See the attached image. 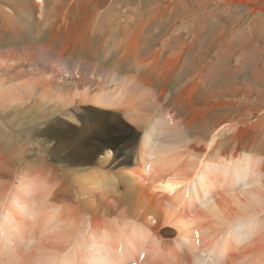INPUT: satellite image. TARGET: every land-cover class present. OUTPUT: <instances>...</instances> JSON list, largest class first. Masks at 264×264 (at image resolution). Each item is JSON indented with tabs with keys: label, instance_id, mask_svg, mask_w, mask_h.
Wrapping results in <instances>:
<instances>
[{
	"label": "bare ground",
	"instance_id": "1",
	"mask_svg": "<svg viewBox=\"0 0 264 264\" xmlns=\"http://www.w3.org/2000/svg\"><path fill=\"white\" fill-rule=\"evenodd\" d=\"M95 27L80 26L81 31L74 38L76 42L82 40L83 47L87 46L89 38L84 35L93 30L98 34L102 31L100 36L106 34L104 26ZM143 27L127 26L123 29V38L119 37L116 41L117 57L126 61L131 59L133 70L139 71L126 75H120L113 67L95 62V52L89 55L93 59L73 58L68 62L59 58V53L51 63L43 52L32 51V45L0 50V71H20L19 68L26 65L24 62L40 65L42 73L23 68L26 71L25 81L40 87L39 98L52 99V102L59 104L70 103L75 99L87 103L89 100L96 101L101 105L102 102L113 104L132 121L136 131L133 138L102 141L92 156V161H95L96 154V159H99L101 152L113 150V158L117 163L132 162L127 170L123 166L126 171L120 168L125 171H122L124 183L121 189H115L109 181L100 187L95 184H90V187L81 181L75 188L65 183L56 186L51 179L40 174L42 170L26 173L22 169L16 173V166H6L5 170L0 166V175L4 174L8 178L5 183H0V246L6 247L9 252V249L13 251V246L16 250V245L23 244L18 245L15 238L22 242L26 240L22 232L25 228L22 229L24 219L18 218L21 214L25 220L43 223L48 230L58 229V241L65 244H47L39 253L36 264H124L129 258L135 260L133 255L137 247L134 241L141 235L150 238L142 241L150 246V256L161 251L156 256L157 261L163 264H264V138L249 140L250 149H237V136L235 134L233 137L231 130L236 129L239 121L236 120L235 125H232L233 120L222 119L228 117L227 114L224 117L216 114L213 120L218 123V127L209 129V140L206 142L195 137L198 140L194 141L190 133L188 135L185 131L184 118L166 103L170 93L155 91L147 84L150 72L155 73L153 75L157 81L167 77L175 61L173 58L179 51L164 58L160 64L157 57L142 56ZM37 49L45 50L44 47ZM33 55L38 59L31 57ZM149 69L151 71L147 72ZM57 74L62 82L51 77ZM20 77H15L16 83H11L9 88L0 84V101H8L11 97V101L16 104L24 103L31 88L24 85ZM20 87L25 89V95ZM191 87L192 82L185 83L174 99L177 106L186 101L184 99L188 95L185 97L184 94L190 92ZM220 94L227 95L223 92ZM226 102L222 100L221 104L216 105H225ZM220 107L217 106L215 110ZM186 108L194 111V118L201 113V119L208 110L207 107L191 104H186ZM219 127L229 131V138L233 137L235 146L229 149L221 147L219 133L222 132ZM241 131L239 128L236 132L244 139ZM94 187L99 188L98 194ZM22 195L23 198L20 197ZM150 220L158 221L159 224H176V236L162 240L160 248L158 244L153 245L151 241L157 227H153ZM67 225H72L75 232L68 233L71 239L64 242L68 234L61 230L63 227L68 228ZM165 232L174 234L171 228ZM197 232L201 234L198 246L194 245L191 237ZM28 240L26 242L34 238L29 237ZM119 241L122 245L118 244ZM142 247L147 249L146 245ZM17 252H14L15 257L18 256ZM11 256L15 258L14 254Z\"/></svg>",
	"mask_w": 264,
	"mask_h": 264
},
{
	"label": "rangeland",
	"instance_id": "2",
	"mask_svg": "<svg viewBox=\"0 0 264 264\" xmlns=\"http://www.w3.org/2000/svg\"><path fill=\"white\" fill-rule=\"evenodd\" d=\"M80 26H104L107 31L104 36H100L102 31L98 34L89 29L90 33L84 35L89 40L84 42L87 46L83 47L82 40L76 42L74 39L81 31ZM127 26H144L141 34V54L144 57H157L160 64L164 58L179 51L173 58L175 61L169 68L167 77L157 81L154 72L149 69L147 72L151 75H148L150 79L147 84L155 91L170 93L166 103L184 118L185 131L188 135L190 133L194 141L198 140L195 137L206 142L209 140V129L218 127V123L213 120L216 114L223 117L227 114L228 117L222 119L233 120L232 125H235L236 120L239 121L236 129L231 130V135L237 136V149H250L249 140L259 141L264 138V0H0V50L32 45V51L43 52L51 63L60 54L59 58L68 62L73 58H92L89 55L95 52V62L113 67L120 75L136 72L133 65H130L131 59L120 60L116 55V41L119 37L123 38V29ZM43 47L45 50L37 49ZM37 56L31 57L38 59ZM24 63L26 65L19 68L20 71H0V84L3 87L9 88L11 83L14 85L16 78L21 76L23 84L31 88L24 103L16 104L11 101V97L6 103L0 101L1 168L5 170L6 166H16V173H20L22 169L26 173L42 170L40 174L51 179L56 186L65 183L68 187L75 188L81 181L84 185L95 184L100 187L109 181V184H114L115 189H121L124 183L123 172L131 167L132 162L117 163L112 149L111 152H101L99 159H96V154L95 161H92V156L96 147L104 140L133 138L136 131L132 121L120 108L109 103L102 102L101 105L96 101L89 100L87 103L75 99L70 103L59 104L52 102V99L39 98L40 87L25 81L24 70L28 67L40 73V65ZM58 76L59 74L51 77L62 82ZM184 82H192L191 91H185L184 96L188 95L184 99L186 101L177 106L174 99L184 88ZM20 90H24L25 95V89L20 87ZM221 92L227 95H221ZM91 94L98 98L93 91ZM222 100H227L225 105H216L221 104ZM186 104L207 107L208 110L202 117L204 121L201 122V113L194 118V111L186 108ZM217 106L222 107L215 110ZM206 121L211 123L208 122L205 126ZM219 128L222 132L219 133L221 147L229 149L232 145L235 146L233 137L229 138V131ZM239 128L244 139L236 132ZM22 164H26V167L21 168ZM119 171L121 174L117 173ZM5 177L4 174L0 175V183L8 180ZM98 187H94L97 194ZM20 197L23 198V195ZM18 218L24 219L22 229L25 228L22 232L26 235V240L22 242L15 238L18 245L23 243L16 245V257L15 247L13 246V251L9 249L15 258L6 247L0 246V264H36L39 253L47 244H63L58 241V229L48 230L43 223L27 218L25 220L21 214ZM68 219L71 218L68 216ZM76 220L80 222L78 218ZM150 224L157 227L151 243L158 244L159 248L164 240L176 236V224H159L154 220H150ZM67 226L61 232L73 234L72 225ZM167 228H171L174 234H166ZM194 234L191 237L194 245L198 246L201 234ZM67 236L70 237L69 234ZM29 237L34 240L26 242ZM68 238L64 242L71 239ZM138 239L134 241L137 247L133 255L135 260L129 258L124 264H163L160 260L157 261L156 256L161 251L158 250L152 257L149 255L150 246L142 242L150 238L141 235ZM120 243L121 241L118 244L122 245ZM145 245L147 249L142 247Z\"/></svg>",
	"mask_w": 264,
	"mask_h": 264
}]
</instances>
